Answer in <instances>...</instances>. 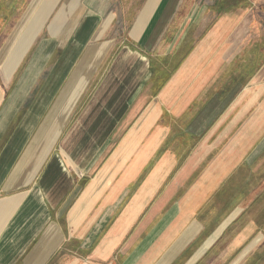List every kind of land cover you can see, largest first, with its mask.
I'll return each instance as SVG.
<instances>
[{
	"label": "crops",
	"instance_id": "obj_1",
	"mask_svg": "<svg viewBox=\"0 0 264 264\" xmlns=\"http://www.w3.org/2000/svg\"><path fill=\"white\" fill-rule=\"evenodd\" d=\"M31 1V28L2 53L0 264L258 258L264 218L233 170L250 151L264 161V0L219 16L143 0L123 42L114 0ZM154 62L177 66L158 88Z\"/></svg>",
	"mask_w": 264,
	"mask_h": 264
},
{
	"label": "rangeland",
	"instance_id": "obj_2",
	"mask_svg": "<svg viewBox=\"0 0 264 264\" xmlns=\"http://www.w3.org/2000/svg\"><path fill=\"white\" fill-rule=\"evenodd\" d=\"M45 1V0H44ZM64 1L66 0H58L57 9L64 6ZM73 0V6L76 4ZM202 4L201 6L206 7V9L212 11L213 14H217L219 16L220 14L224 13H233L236 15H239L241 13V8H245L250 10L255 9L258 7L257 0H199ZM31 0H0V78L4 77L6 74L3 70V64L6 59L2 58L3 50H7V52H11L17 44V40L20 38L21 33H24L28 28H31L32 24V14L33 10L28 9ZM38 2V0H34L31 5H35ZM112 2V1H111ZM115 8L117 10L118 18H119V29H120V36L122 42L124 41L125 34H126V28L131 24L132 20L135 18L136 14H138L139 9H141L143 6V0H114ZM56 9V10H57ZM244 9V10H245ZM23 17L24 19L28 18L24 22L22 21ZM24 31V32H23ZM32 41H30L27 46H31ZM33 45V44H32ZM234 46V47H233ZM235 46H239L238 44L234 45L232 43V46H230L231 51L233 48L235 49ZM225 47V45L223 46ZM7 52H4L3 54L6 56ZM237 51H234L236 53ZM235 56V55H234ZM233 57V54H231V58ZM234 58V57H233ZM230 59H228L229 61ZM176 63L173 60L172 63ZM233 64V63H232ZM156 65V75L155 77H158V87L162 86L164 83L168 81V79L176 72V67L172 70L167 69L164 67V65H160V63H155ZM26 66V65H25ZM25 69L22 68L21 70H18V75L20 76L24 73ZM212 76V78L219 79L223 77L224 71L223 70H216ZM14 77H17V74H14ZM15 80V79H14ZM15 82V81H14ZM14 87V84L12 88ZM215 87L213 85L208 86L206 88V94L202 95V99H205V95L209 93L210 89H214ZM204 92V91H203ZM205 93V92H204ZM213 103V102H212ZM210 108V114L218 111V113L223 108V103H214ZM222 106V107H221ZM25 111V107L22 110ZM22 112H20L21 114ZM209 114V115H210ZM20 118V117H19ZM18 115L16 116V119L14 120V123L10 125V130L15 126V124L18 121ZM194 120V119H193ZM198 120V119H197ZM196 120V122H197ZM214 120L213 117H201L200 118V124L197 125V128L203 131L209 124ZM218 120V119H217ZM191 118H185L184 125H192ZM173 124V123H172ZM175 138V134H171L169 138ZM198 138V136H195ZM187 142V139L185 140ZM197 139H195L194 143H196ZM192 150V149H191ZM189 150L187 149L185 153H187ZM253 152V151H252ZM252 152L250 151V157L248 166H246V169L241 170V168H234V181H236L233 184V191L234 193H239L241 190H246L249 192V201H250V210L249 214L253 218H264V161L261 159V163H258L260 161L259 159L262 157V154L259 157H256L255 152L254 155H252ZM222 155L221 150H215L209 157ZM263 158V157H262ZM248 175V184L245 185V181L243 180V186L242 183H240V178L244 175ZM238 178V180H237ZM253 250H250V257H258L254 261H250V264H264V246H257L253 247ZM17 264V263H16ZM18 264H21L18 263ZM56 264V263H55ZM59 264V263H57ZM102 264V263H100ZM106 264V263H104ZM110 264V263H109Z\"/></svg>",
	"mask_w": 264,
	"mask_h": 264
}]
</instances>
